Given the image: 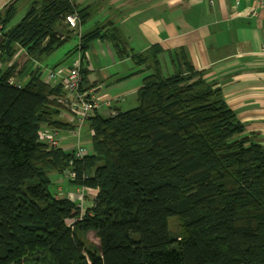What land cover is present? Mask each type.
Wrapping results in <instances>:
<instances>
[{"label":"trees","instance_id":"trees-1","mask_svg":"<svg viewBox=\"0 0 264 264\" xmlns=\"http://www.w3.org/2000/svg\"><path fill=\"white\" fill-rule=\"evenodd\" d=\"M21 1L0 11V264H264V145L245 130L218 83L183 54L163 75L153 56L158 46L150 54L128 51L116 26H95L72 51L107 40L118 57L131 53L152 71L134 107L111 103L107 115L86 117V148L83 126L71 134L76 124L61 84L42 78L40 68L23 84L19 73L68 39L67 14L83 23L89 7L26 0V12L8 27ZM19 48L24 56H15ZM61 130L78 139L81 157L77 145L59 147L67 138ZM52 132L56 146L47 140ZM51 172L74 184L75 194L83 188L81 197H56ZM171 216L177 232L169 229ZM89 231L97 245L85 239Z\"/></svg>","mask_w":264,"mask_h":264},{"label":"crops","instance_id":"crops-1","mask_svg":"<svg viewBox=\"0 0 264 264\" xmlns=\"http://www.w3.org/2000/svg\"><path fill=\"white\" fill-rule=\"evenodd\" d=\"M11 1L0 0V11ZM73 1L78 8L89 7L90 15L80 23L75 14L78 25L77 28L66 25L68 36H81L95 26H116L128 51L150 54L153 47L161 49L153 56H157L163 75L172 74L180 55H186L194 68L204 70L208 80L218 83L226 104L244 123L245 130L255 133L258 142L264 145V5L260 6L255 0ZM103 42L109 43L110 48ZM114 51L109 41L96 39L88 49L77 50L73 62L79 59L86 71L83 87L92 88L96 97L103 95L99 99L107 100L108 96L110 105L116 106L122 103L120 98L135 95L142 78L152 70L134 61L117 62ZM18 54L24 56L23 49L19 48L15 56ZM92 55L94 61H91ZM127 55L131 58V53ZM99 56L105 66L100 64ZM69 66H52L44 79H56L50 83H60L63 87V69ZM119 66L126 70L117 69ZM109 69L111 72L106 71ZM51 71H59L60 76L49 78ZM106 82L115 87L103 88ZM109 112L107 110L106 115ZM59 190V196H66L67 192L74 195L76 186L61 175L56 178L54 194ZM89 193L85 208L91 204L96 189Z\"/></svg>","mask_w":264,"mask_h":264},{"label":"rangeland","instance_id":"rangeland-1","mask_svg":"<svg viewBox=\"0 0 264 264\" xmlns=\"http://www.w3.org/2000/svg\"><path fill=\"white\" fill-rule=\"evenodd\" d=\"M28 8V2L26 0H22L16 9V13L13 16V18L10 20V22L7 24L8 27H12L13 25H15L20 18L24 15V13L26 12ZM119 36H121V34H119ZM78 37L75 34H72L71 36L68 37V39H66L59 47H57L55 50H53L50 54L42 57L40 60H34V61H30L28 60L26 62V66L25 68H22L20 73H19V77L20 82L23 84L27 81L28 79V73L30 70L35 69L37 66L38 68L41 69V77L45 78L48 69H50L52 66L54 65H72L73 60L76 58L77 56V51H72L73 48L76 46V44L78 43ZM104 44H107L110 48L109 43L107 42H103ZM113 50V49H111ZM115 55V60L117 62H124L125 64H129L130 62H132L133 60L130 58V56H122V57H118L116 53H114ZM100 64L101 65H106L105 63H103V60L101 58V56L98 57ZM94 61V56L92 55V60ZM139 69V67H136ZM134 68V69H136ZM117 69L123 70L125 71L126 68L125 67H121L119 66ZM111 72V69L106 70ZM117 71V70H116ZM48 79V78H47ZM56 79H52V80H48L49 82H54ZM129 82L128 84H131L130 82L132 81H127ZM104 87L103 88H114L115 85H108V82L104 83ZM126 84V83H125ZM123 86V85H122ZM98 97H103V95H98ZM98 99V101H103L106 104L108 103V96L106 97L107 100L105 99ZM105 97V96H104ZM120 100H122V103L119 104V107L121 109H129L131 107H134L137 104V97L136 94L132 95V96H126V97H122L120 98ZM103 105V106H100ZM109 108H107L104 104H97L95 111L97 110V113L99 114H103L106 115V111ZM59 136H67L66 139L62 140L60 142V146L63 149H66L69 145H77L80 141V143L85 146L86 148H89V140H90V136L88 134V127L87 125H84L81 129V134H80V139L78 141V139L76 137H72L69 135V133L65 130H61L58 132ZM51 182L49 184V189L53 192L55 187H56V178H59L61 176V173L59 172H51L49 174ZM69 195H72V197H74L72 192H67ZM168 224H169V229L171 230V232H177V230L179 229V224L178 221L176 219L175 216H171L168 218ZM85 239L87 240L88 243L91 244H98V237L96 236V234L94 232H87L85 234Z\"/></svg>","mask_w":264,"mask_h":264},{"label":"built area","instance_id":"built-area-1","mask_svg":"<svg viewBox=\"0 0 264 264\" xmlns=\"http://www.w3.org/2000/svg\"><path fill=\"white\" fill-rule=\"evenodd\" d=\"M248 1V0H246ZM260 6L264 5V0H255ZM64 21L67 23V26L70 28H77L78 20L75 14L69 13L65 16ZM0 35L1 34V23H0ZM63 78H62V85L65 94L61 97L62 100L67 102L68 106H66L68 111V118L75 122V129L72 130L71 134L74 136L79 135L80 127L83 126L86 117L91 112H94L96 109L97 104H101L100 101H98L97 97L95 96V92L92 88H88V90H84V92H80V86L82 83V74H81V63L79 59H76L73 64L67 68L63 69ZM57 76H60L59 71H51L49 73V78H55ZM109 104L103 103L106 107H110ZM100 106V105H99ZM55 132V131H54ZM51 134V133H50ZM48 142L56 146L57 139L55 138V133L52 132V135H50L47 138ZM84 148L81 145H77V150L75 152V156H82L84 153ZM74 172L73 171H67L65 173V177L68 180L74 179ZM84 189L78 187L76 194H74V197L69 196L70 198H80L83 194ZM82 192V194H81ZM57 193H60L57 192Z\"/></svg>","mask_w":264,"mask_h":264},{"label":"clouds","instance_id":"clouds-1","mask_svg":"<svg viewBox=\"0 0 264 264\" xmlns=\"http://www.w3.org/2000/svg\"><path fill=\"white\" fill-rule=\"evenodd\" d=\"M66 195L68 196V194H66ZM55 196H56V197H60V196H59V193H56ZM68 197H69V196H68Z\"/></svg>","mask_w":264,"mask_h":264},{"label":"water","instance_id":"water-1","mask_svg":"<svg viewBox=\"0 0 264 264\" xmlns=\"http://www.w3.org/2000/svg\"><path fill=\"white\" fill-rule=\"evenodd\" d=\"M3 39V36L2 35H0V41Z\"/></svg>","mask_w":264,"mask_h":264}]
</instances>
